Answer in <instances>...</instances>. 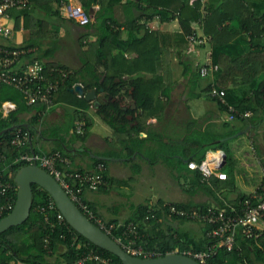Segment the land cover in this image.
<instances>
[{
    "label": "trees",
    "instance_id": "obj_1",
    "mask_svg": "<svg viewBox=\"0 0 264 264\" xmlns=\"http://www.w3.org/2000/svg\"><path fill=\"white\" fill-rule=\"evenodd\" d=\"M52 1L54 0H29L28 6L25 8L36 7L43 11L45 15H49L52 13L50 7ZM80 1H82L83 9L88 13L90 3L93 0ZM100 1V8L104 12L100 20L104 19V28L99 30L98 37L94 42V57L92 59L88 57L89 59L87 58L80 71L70 72L54 97L55 103L62 99L66 104L75 108L74 126L71 124L68 127L60 126L49 127L48 130L43 129L45 123L42 115L45 107L40 104L28 106L18 90L5 84L0 86V103L11 101L16 105V109L6 116H3L0 112V131L13 125L18 126L16 130L0 135L2 150L9 164L6 173L11 175L13 181L16 172L27 165L26 163L13 164L14 159L20 153H49L40 152L35 147L38 140L44 137H50L56 143V148L52 149L51 152L59 151L70 161V164L65 166L64 169L67 171L71 168L81 172L88 171L74 169L72 165L73 153L71 150L75 148L80 152V148L84 149V136L92 125V119L86 112L92 103L86 101L83 95L73 93L74 87L80 82L85 91L95 90L97 95L103 92L105 98L99 101L100 105L95 108V114L115 132L128 134L129 139L121 142V145L127 147L129 152L136 145L137 150H140L142 145L151 142L153 145L160 147L158 150L159 156L160 154L165 156L166 152L163 149L160 152L161 148L164 147L162 141L159 140V138L164 137L162 133H187L189 135V145L184 148V158L191 155V158H185L187 164L190 161L200 163L209 149L216 151L223 146V137L204 134L203 127L212 120V117L206 114L201 118H194L190 113L186 102L188 99L199 96L196 89L202 78L198 74V69L192 63L180 58V51H177L176 54L179 56V63L182 65V76L186 79L188 86L186 92L181 94L178 101L172 95L177 88V82L173 79L171 48L172 46L179 47L183 45L186 42V37L194 32L193 27L178 17L179 10L184 5L182 0H145V3L151 7L150 9L153 8V12L156 11L155 7L161 6L167 10L170 19H179L182 32L180 34L162 33L146 29L141 33L143 26H139L135 21H132L127 25L129 29L126 48H120L119 56H112V50L117 49L118 46H114L110 40L113 36L118 37L120 31L111 28L107 22L119 26L114 18L107 16L109 14L108 9L111 8L103 10L106 6L103 5V0ZM142 1L139 0V2ZM194 3L196 4L195 7H199L201 0H196ZM232 3L237 5L236 8H233V15H226L221 11L223 10L221 8L210 11L202 9L205 14L201 18L204 34L202 36L208 37L206 45L210 46L211 62L219 67V71L217 70L213 74V81L203 87L199 93L200 96L204 95L206 98L215 101L225 114L229 112V107L239 113L247 111L251 113L249 117L236 116L234 120L241 122V128L238 131L228 133L245 132L247 128V130L263 128L262 133L264 136V49L258 46L251 48L255 37L264 35V15L261 17L255 16L242 0H233ZM23 18L22 25L30 31V36L25 44L11 45V47L32 50L37 48L25 59L28 60L29 57H33L40 60L47 70L58 66L54 63H44L42 61L43 57L49 55L50 51L43 50L40 44V40L44 41L47 38L51 39V42L56 40L57 32L47 33L48 31H45L43 23L42 31L37 32L33 25L35 18L30 14H25ZM47 24L48 22L44 23V26ZM123 49L129 57H125ZM29 62L31 61L29 60ZM94 62H98L102 66V72L97 71ZM63 67L70 70L65 66ZM211 87H217L225 91L226 105H220L216 98L208 95L207 92ZM108 97H110L109 100H107ZM180 98L183 100L180 101ZM130 102L134 103L141 112L132 109ZM184 105L183 109L182 106ZM23 113H29L31 117L24 120L21 118ZM129 116H131V119H129ZM149 118L162 119V122L159 126L150 129L146 125ZM78 121L84 122L83 135L73 134L75 124ZM72 128L73 132L70 131ZM17 130L29 133V141L21 149L10 145V140ZM37 130L40 131V134H37ZM141 132L149 133L146 141L138 139V134ZM186 141L187 139H185V143ZM224 150L229 157L228 149L224 147ZM93 162L94 168L99 162L103 163L104 167L106 166L105 161L99 155L93 158ZM194 171L197 180L207 185V183L201 181L200 172L198 170ZM104 178L106 180L105 173ZM214 188L218 189L215 184ZM85 191H83V202L87 203L84 198ZM245 197L243 196L239 200ZM13 200H16V192L13 193ZM50 201L52 199L46 191L37 185H32V205L29 217L20 226L12 227L0 234V264H72L84 250L82 243L111 258L113 264H122L116 256L94 246L68 224H55L51 229L45 223L43 214L40 211V208L46 207ZM88 205L93 210L91 205ZM167 205L159 204L156 206L152 213L155 218H150L148 221L145 220V216L148 214L147 209L141 208L140 215L121 223L133 222L137 224L140 235L137 242L142 244L145 250L154 252L155 257L164 256L171 252L183 254L185 251H196L169 234L173 229L162 219V212L166 219L171 221L177 219L168 216ZM175 205L192 210L187 205ZM45 210L49 220L55 223L57 209L48 210L46 208ZM8 214L6 213L2 218ZM96 217L98 216L96 215ZM107 222L118 223L119 221ZM204 226L207 237V233L211 228L208 225ZM121 230V228L117 229L115 233L119 234ZM258 232L259 236L257 238L242 239L243 242L237 243L233 250L228 251L223 247L217 249L206 264H264V230ZM62 235L63 237H61ZM47 237L48 243L45 244ZM73 237L77 239L74 243ZM206 240L207 245L214 243L213 239L208 237ZM59 247H63V251L53 263L52 258Z\"/></svg>",
    "mask_w": 264,
    "mask_h": 264
},
{
    "label": "crops",
    "instance_id": "obj_2",
    "mask_svg": "<svg viewBox=\"0 0 264 264\" xmlns=\"http://www.w3.org/2000/svg\"><path fill=\"white\" fill-rule=\"evenodd\" d=\"M194 1L196 0H182L184 5L179 10L178 17L193 27L194 33L199 36L204 35L201 18L205 14L202 11L221 8L223 9L221 11L226 15H233V8L237 7L232 3L233 0H201L199 7H195ZM73 2L75 5L82 6L80 0H74ZM242 2L253 11L255 16L261 17L264 15V0H242ZM67 3H69V0L52 1L50 4L52 13L49 15H45L43 11L36 7L10 10L0 19L1 24L10 29L8 38L0 35V46H19L26 43L30 31L25 29L22 23L24 21L23 16L30 14L35 18L33 23L35 31H42L43 23L45 31H48L47 33L57 32V38L53 42L49 38L44 41L40 40L41 48L50 51L49 55L43 57L42 61L44 63H54L58 65L56 67L65 66L70 69L69 72L80 71L87 58L92 59L94 57V42L98 37L99 30L104 28V19L100 20L104 12L100 8L101 1L93 0L88 9L91 22L88 25L81 26L76 21L66 17L62 6ZM102 3L106 6L103 10L111 8L108 9L109 14L107 16L114 18L119 27L110 22L107 23H109V26L110 24L115 26L114 30L119 29L120 31L118 37L113 36L110 40L114 46L119 47L112 50V56H119L120 48H126L128 24L135 21L137 25L143 26L140 31L143 33L142 31L146 28L142 22L148 19L151 20V16L158 11H161L162 16L157 25L155 22L152 23L156 27L153 31L177 34L182 32L179 19H170L167 10L161 6L155 7L156 11L153 12V8L150 9L151 7L145 3V0L142 2H139V0H103ZM203 8L204 10H202ZM46 22L48 24L44 26ZM185 44L179 47L172 46L171 59L174 57L179 60L176 52L180 51V58L186 59L192 64L198 62L192 60L193 57L197 58L199 56L198 53L194 52L193 55V51L190 50L192 48L187 40ZM257 46L264 49V35L255 37L251 48ZM36 49L31 50L33 52ZM124 49L122 51H124L125 57H129ZM200 49H205V57L207 53H210L209 45L202 46ZM33 59V57L28 58L30 61ZM94 66L98 72L103 71L98 62H94ZM182 78L185 85L188 86L186 79L183 76ZM213 78L212 75L200 79V84L196 89L199 96L188 99L186 102L194 118H201L204 114H209L212 117V120L203 127L204 134L223 137V146L228 149L230 154L229 157L225 154L226 158L223 159V165L220 168V172L226 174V180L213 177L207 185L197 180L195 177L196 172L189 169L185 161L187 158H191L189 153L190 157L184 158V148L189 145V135L187 133H162L164 137L159 138V140L162 141L164 147L161 148L160 152L163 149L166 152L165 156L163 154L159 156L158 150L160 147L153 145L151 142L142 145L140 150H137L136 145L129 152L127 147L121 145V142L129 139L127 133L115 132L105 122L108 127H104L99 122L93 126V121L101 120L95 114L96 107L92 103L90 108L86 110L92 119V125L85 133L84 149L80 148V152L75 148L71 150L73 153L72 165L74 169L78 170H93V158L95 156L99 155L105 161L106 187L104 186V189L101 188L96 192H84L85 200L91 205L99 219L127 222L140 215L141 208L147 209V212L148 210H154L159 204L170 203L187 205L191 209L212 206L232 209L236 208L241 197L252 195L256 191H264L263 128L259 130L254 128H252L253 130H247V128L245 132L228 133L238 131L241 128V122L227 120L225 112L220 110L215 101L206 98L204 95L200 96L199 93L203 87L213 81ZM202 80L204 81L201 83ZM80 83L78 85L82 86V83ZM101 98H105L103 92L97 95L98 101H101ZM4 102L15 104L11 101ZM4 102L0 103V110L1 104ZM132 109L141 112L136 106ZM74 112L75 108L61 99V101L56 102L51 108L43 112L42 119L45 123L43 129L48 130L49 127L60 126L68 127L71 124L74 126ZM30 117L31 114L29 113L21 115L24 120H28ZM161 122L162 119L149 118L146 125L152 129L159 126ZM70 131L73 132V128ZM37 134H40L39 130H37ZM148 136L149 133L141 132L138 134V139L146 141ZM185 139H187L186 143ZM175 144H177L176 147ZM223 146L216 151L209 149L205 156L210 155L211 152L225 153ZM35 147L40 152L47 153L56 148V143L50 137H44L38 140ZM214 184L218 189L214 188ZM170 222L172 226L167 225L173 229L169 232L173 238L175 236L192 250H202L207 246L205 226L202 223L179 219L176 221L170 220ZM257 227L260 231L264 230V218L258 223ZM236 235V244L242 243V239H244L242 232L238 230ZM62 251L63 247L57 249L52 258L53 263L59 258Z\"/></svg>",
    "mask_w": 264,
    "mask_h": 264
},
{
    "label": "built area",
    "instance_id": "obj_3",
    "mask_svg": "<svg viewBox=\"0 0 264 264\" xmlns=\"http://www.w3.org/2000/svg\"><path fill=\"white\" fill-rule=\"evenodd\" d=\"M74 0H69V3L64 4L62 9L67 18L76 21L79 25L85 26L91 22V17L80 5H75ZM29 0H0V19L3 18L7 11L15 8H25L28 6ZM161 11L154 13L152 19L143 21L145 28L148 31H153L159 23ZM1 21V20H0ZM111 28L115 26L110 25ZM0 35L8 38L10 29L4 27L0 22ZM189 46L199 48L208 43V37L199 36L196 33H191L186 37ZM32 52L31 49L17 48L11 46H0V86L9 85L18 90L23 100L28 106L43 105L45 111L55 104L54 97L59 91L61 84L69 76V71L63 67H51L46 69L45 65L38 60L33 59L31 62L25 59ZM195 68L198 69V74L201 78L210 77L219 67L212 64L211 52L207 53L202 64L193 62ZM212 98H216L220 105H226L225 91L217 87H211L207 92ZM16 109V105L10 102L1 104V112L3 116L8 115ZM249 117L250 112L239 113L229 107V112L226 114L227 120L234 121L236 116ZM84 122L78 121L74 127V134L83 135ZM29 141V133L17 130L15 135L10 140V145L21 149ZM0 143V219L10 213L15 205L13 193H17V186L12 180L10 174H7L9 164L2 150ZM26 163L27 165L36 164L44 169L47 173L55 178L63 190L68 194L70 199L78 206L84 215L108 236H110L120 247L128 254L140 258H153L156 256L154 252L147 251L142 244L137 241L140 239L138 225L129 222L127 224L108 223L96 217L94 211L90 209L87 203L83 202V191L96 192L106 185L104 178L105 167L103 163L96 164L93 170L77 171L72 168L67 171L65 166L70 164V161L63 156L59 151L49 152L47 154L35 153H20L13 161V164ZM223 165L222 152H211L206 155L200 163L190 161L187 166L189 169L198 170L201 174V181L209 183L212 177L219 180H226V174L220 172ZM57 209L54 201H50L46 207H41L40 211L43 214V219L46 224L52 229L56 225L67 224L63 215L57 210L56 222H51L47 216L46 210ZM153 210H148L145 220L155 218L152 214ZM167 213L171 218L184 219L200 222L203 225L210 226L207 237L213 239V244L207 245L202 250L185 251L183 254L195 259L200 264H206L208 259L214 255L217 249L223 247L226 250H233L236 246L237 231L242 232L244 239L257 238L259 228L258 223L264 218V191H256L252 195L246 196L239 200L236 208L225 209L218 207H203L192 210L184 209L175 204L167 205ZM122 229L119 234H116L117 229ZM114 238H113V237ZM63 237V235L61 236ZM175 238V236H174ZM73 243L77 240L72 238ZM48 243V237L45 239V244ZM83 252L72 262V264H113L111 258L98 253L96 250L82 243Z\"/></svg>",
    "mask_w": 264,
    "mask_h": 264
},
{
    "label": "water",
    "instance_id": "obj_4",
    "mask_svg": "<svg viewBox=\"0 0 264 264\" xmlns=\"http://www.w3.org/2000/svg\"><path fill=\"white\" fill-rule=\"evenodd\" d=\"M73 93L83 95L85 100L93 103L95 107L100 105L95 90L85 91L81 85H76ZM131 108H135L134 103H131ZM17 128L18 126L13 125L0 131V135ZM222 154L225 159V153ZM14 181L17 186L15 205L7 216L0 219V234L12 227L20 226L27 220L32 205V185H37L49 194L57 210L74 231L94 246L116 256L122 264H200L195 259L177 252L153 258H140L126 253L120 245L84 215L53 176L36 164L20 168L14 176ZM162 219L172 226L163 212Z\"/></svg>",
    "mask_w": 264,
    "mask_h": 264
},
{
    "label": "rangeland",
    "instance_id": "obj_5",
    "mask_svg": "<svg viewBox=\"0 0 264 264\" xmlns=\"http://www.w3.org/2000/svg\"><path fill=\"white\" fill-rule=\"evenodd\" d=\"M143 32V31H142ZM185 44V43H184ZM186 45V44H185ZM191 51H193V55H194V52L198 53L199 56H197V58H192V60H195V61H198L200 62L201 64L204 62V58H205V53L206 51H204L203 49H197V48H193V49H190ZM171 66H172V69H173V79L174 81L177 82V88L175 89V91L173 92V97L176 99L177 98V101H178V98L181 97V94L185 93L186 92V89H187V86L185 85V81L183 82V78H182V75H181V64L179 63V60L172 57L171 59ZM212 76V75H211ZM209 77V76H208ZM204 80L201 81V83L203 82ZM183 99L180 98V101H182ZM212 104V103H211ZM185 107L182 106V108ZM184 109V108H183ZM193 110V108H192ZM205 115V114H204ZM97 122H99L101 125H103L104 127H108L104 122H102L101 120H98V121H93V126L94 124H96ZM92 126V127H93ZM96 126V125H95ZM93 129H95L93 127ZM110 129V128H108Z\"/></svg>",
    "mask_w": 264,
    "mask_h": 264
},
{
    "label": "bare ground",
    "instance_id": "obj_6",
    "mask_svg": "<svg viewBox=\"0 0 264 264\" xmlns=\"http://www.w3.org/2000/svg\"><path fill=\"white\" fill-rule=\"evenodd\" d=\"M109 24V23H108ZM111 25V24H110ZM41 63V62H40ZM106 187V186H105ZM102 189H104L103 187H102Z\"/></svg>",
    "mask_w": 264,
    "mask_h": 264
},
{
    "label": "flooded vegetation",
    "instance_id": "obj_7",
    "mask_svg": "<svg viewBox=\"0 0 264 264\" xmlns=\"http://www.w3.org/2000/svg\"><path fill=\"white\" fill-rule=\"evenodd\" d=\"M101 100H104L103 98H101Z\"/></svg>",
    "mask_w": 264,
    "mask_h": 264
}]
</instances>
